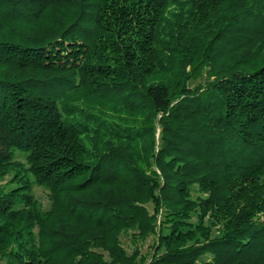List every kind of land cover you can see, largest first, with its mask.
Instances as JSON below:
<instances>
[{
	"label": "trees",
	"instance_id": "trees-1",
	"mask_svg": "<svg viewBox=\"0 0 264 264\" xmlns=\"http://www.w3.org/2000/svg\"><path fill=\"white\" fill-rule=\"evenodd\" d=\"M0 264H264V0H0Z\"/></svg>",
	"mask_w": 264,
	"mask_h": 264
},
{
	"label": "rangeland",
	"instance_id": "rangeland-1",
	"mask_svg": "<svg viewBox=\"0 0 264 264\" xmlns=\"http://www.w3.org/2000/svg\"><path fill=\"white\" fill-rule=\"evenodd\" d=\"M207 75H203L201 77L197 78H191L188 80V85L189 86H195L197 84H200L204 82L205 80L209 79L207 78ZM19 158H23L22 155H18ZM32 188V194L34 197L37 199L39 202V205L43 209H48L51 204V200H49V190L47 187L44 185H40L38 183H34ZM121 243L124 247V249L127 251V253L133 252L135 249H138L142 254L148 253L151 251V245L153 243L154 237L153 235H150L145 238L141 239L138 236H133L131 230H126L123 231L122 234L120 235ZM201 259H205L201 258Z\"/></svg>",
	"mask_w": 264,
	"mask_h": 264
}]
</instances>
